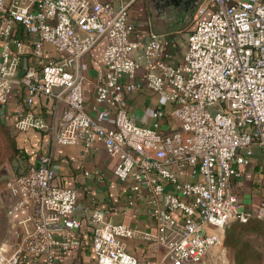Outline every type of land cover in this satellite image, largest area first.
<instances>
[{
    "label": "built area",
    "instance_id": "built-area-1",
    "mask_svg": "<svg viewBox=\"0 0 264 264\" xmlns=\"http://www.w3.org/2000/svg\"><path fill=\"white\" fill-rule=\"evenodd\" d=\"M132 1L0 0V119L16 132H46L57 144L88 150L102 143L117 158L114 176L131 181L128 205L146 201L152 233L113 223V207L91 212L96 264H197L222 246L214 230L264 220V0H204L181 64L164 60L161 35L141 41L128 15ZM102 41L95 105L87 112L80 60ZM143 89L171 105L168 129H161V107L151 127L128 117L126 95ZM13 94L23 105L11 115ZM39 96L52 98L54 111L59 104L51 120L35 106ZM254 148L262 157L259 202L247 207L231 181L243 176ZM55 175L51 158L41 155L5 181L17 197L10 212L29 206L31 213L13 248L0 244V264H57L68 249L57 233L80 224L78 188L53 184ZM134 238L151 242L150 258L127 252Z\"/></svg>",
    "mask_w": 264,
    "mask_h": 264
},
{
    "label": "crops",
    "instance_id": "crops-1",
    "mask_svg": "<svg viewBox=\"0 0 264 264\" xmlns=\"http://www.w3.org/2000/svg\"><path fill=\"white\" fill-rule=\"evenodd\" d=\"M111 1L117 2V0ZM144 1L133 0L128 10L130 21L139 28L141 41L146 42L152 33L161 35L164 41L162 53L164 60L173 64H181L193 21L188 25H173L162 19H153L146 13ZM202 2L204 0H200L198 6ZM185 30L188 33L182 37L183 47H180L175 37L183 35ZM103 44V41L97 44L80 60V72L85 77L83 95L87 112H91L92 106L95 105L94 85L98 71L102 67ZM44 50L48 56L56 57L57 55L54 48L49 45H45ZM126 101L127 115L136 125L151 127L153 124L151 113L158 107L165 111V117L160 121L161 129L166 130L174 123L170 116L171 105L156 92L146 89L133 91L126 95ZM53 104L54 100L46 96H39L35 100V106L48 120L53 118L60 107L56 102L57 107L54 111ZM22 105V99L13 94L9 103L10 114H15ZM105 124L112 126L113 117L106 118ZM17 140L21 149V158L17 164L19 166H15L13 172L9 171L10 176L17 172H24L28 167L37 164L39 156L47 155L51 158L55 169L53 184L78 188L77 209L74 217L79 220L80 224L75 229H64L57 233L70 241L68 249L57 264H96L91 246L93 223L90 219V214L94 209L109 210L113 207V210L107 212L108 219L113 223L123 224L139 231L151 233L155 231V222L147 211L144 198H137L133 205H128L127 195L131 181H120L114 176L113 170L117 158L107 155L102 143L95 142L88 150H83L81 145L57 144L49 134L36 130L19 132ZM241 170L243 176L240 179H233L231 188L249 207L256 203L255 198L257 199L259 194L256 182L262 170V157L257 148H254L250 164L242 166ZM84 172H88V175H84ZM181 178L187 179L188 177L185 173H181ZM16 200L17 197L6 191L4 186L0 189V244H4L8 250L13 248L24 233L21 220L31 213L29 206H23L10 212ZM231 224L233 223L226 227ZM225 228L223 231L214 230L222 236V246L230 238L229 231ZM126 250L139 259L150 258L152 254L151 242L138 238L127 240ZM212 250L214 249H211L209 253Z\"/></svg>",
    "mask_w": 264,
    "mask_h": 264
},
{
    "label": "rangeland",
    "instance_id": "rangeland-1",
    "mask_svg": "<svg viewBox=\"0 0 264 264\" xmlns=\"http://www.w3.org/2000/svg\"><path fill=\"white\" fill-rule=\"evenodd\" d=\"M187 30V29H186ZM183 35H177L175 40L183 47ZM19 132L0 119V189L10 177L9 171L18 167L21 149L18 143ZM13 139L18 151L13 153ZM19 173V172H17ZM259 202V198H255ZM230 238L223 246L208 253L202 262L197 264H264V220H251L248 223H233L225 228Z\"/></svg>",
    "mask_w": 264,
    "mask_h": 264
},
{
    "label": "flooded vegetation",
    "instance_id": "flooded-vegetation-1",
    "mask_svg": "<svg viewBox=\"0 0 264 264\" xmlns=\"http://www.w3.org/2000/svg\"><path fill=\"white\" fill-rule=\"evenodd\" d=\"M200 0H145L146 13L173 25H188L194 20Z\"/></svg>",
    "mask_w": 264,
    "mask_h": 264
},
{
    "label": "trees",
    "instance_id": "trees-1",
    "mask_svg": "<svg viewBox=\"0 0 264 264\" xmlns=\"http://www.w3.org/2000/svg\"><path fill=\"white\" fill-rule=\"evenodd\" d=\"M10 143H11V147H12L13 153L17 152L18 151V147H17L15 141L13 139H11Z\"/></svg>",
    "mask_w": 264,
    "mask_h": 264
},
{
    "label": "bare ground",
    "instance_id": "bare-ground-1",
    "mask_svg": "<svg viewBox=\"0 0 264 264\" xmlns=\"http://www.w3.org/2000/svg\"><path fill=\"white\" fill-rule=\"evenodd\" d=\"M216 248H219V247H214L213 249H216Z\"/></svg>",
    "mask_w": 264,
    "mask_h": 264
}]
</instances>
